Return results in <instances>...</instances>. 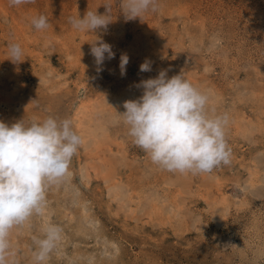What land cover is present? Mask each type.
<instances>
[{
	"label": "rangeland",
	"instance_id": "374dc122",
	"mask_svg": "<svg viewBox=\"0 0 264 264\" xmlns=\"http://www.w3.org/2000/svg\"><path fill=\"white\" fill-rule=\"evenodd\" d=\"M106 3L112 6V23L106 31L79 32L68 22L77 13L83 18L87 10L104 14ZM158 3L157 12L127 20L120 0H34L19 6L0 0V121L10 126L21 119L27 124L48 116L70 118L77 132L73 121L77 105L87 95H117L126 88H136L149 73L139 71L148 57L156 76L161 69L183 65L199 79L207 73L210 82L221 90L230 84L229 93L223 97L227 109L221 111L231 122L226 134L232 151L229 165L198 175L161 170L133 144L127 126L117 115L124 112L118 111L123 106L115 105L103 114L101 123L106 130L98 131V135L106 132L107 136L98 145L87 147L83 143L72 158L69 172H75L76 186L87 198L92 224L104 232L101 242L121 248L117 253L121 261L117 263L114 254L105 252L106 260L101 264H264V189L258 192L260 197L243 194V187L252 188L253 172L258 173L254 178L264 176V93L260 97L237 90L250 83L264 86V0ZM39 15L48 17V29L37 31L31 25V19ZM96 37L111 45L115 53V58L105 60L99 73L90 54ZM202 38L206 44L198 50ZM10 42L19 43L24 51L19 63L10 60ZM121 54L129 57L123 77ZM235 90L243 95L238 96ZM237 96L245 101L235 104ZM242 103L247 106L242 107ZM115 113L114 123L111 114ZM250 127L257 128L253 134ZM91 164L98 167L101 178L94 176L89 189L80 175L82 168ZM107 177L112 178V184L124 186L121 199L107 194ZM63 192L61 197L65 186ZM56 193L55 187L49 189L47 198ZM222 196L228 199L226 212L213 206ZM53 223L62 228L58 220ZM18 229L11 231V244H18L14 248L19 264H32V236L30 246ZM15 233L14 239L11 235ZM88 241L76 243L87 252L85 260L94 263L92 252L99 247L98 241Z\"/></svg>",
	"mask_w": 264,
	"mask_h": 264
},
{
	"label": "clouds",
	"instance_id": "9594fccd",
	"mask_svg": "<svg viewBox=\"0 0 264 264\" xmlns=\"http://www.w3.org/2000/svg\"><path fill=\"white\" fill-rule=\"evenodd\" d=\"M32 2L9 0L11 6ZM103 6L104 14L87 10L83 18L77 13L68 22L79 32L106 31L112 23V6ZM120 7L127 20H134L157 12L159 3L120 0ZM31 25L43 31L50 22L47 16L39 15L31 19ZM90 45L96 71L102 72L105 60L115 58L112 46L97 37ZM7 48L10 60L19 63L24 55L21 45L10 42ZM128 63L127 54H121L122 77ZM169 70L161 69L155 78L141 80L135 87L142 89V95L124 101L123 113L115 111L127 126L133 144L153 165L170 173L209 174L221 165H229L232 151L226 140L228 114L209 115L208 95L182 72L169 78ZM139 71L151 72L152 62L145 59ZM83 143L70 118L48 116L27 124L21 119L10 126L0 121V264H19L17 249L10 241L11 231L29 223L33 216L45 215L48 190L66 181L72 158ZM41 231L42 237L32 236V264H47L62 239L59 225L46 224Z\"/></svg>",
	"mask_w": 264,
	"mask_h": 264
},
{
	"label": "bare ground",
	"instance_id": "6f19581e",
	"mask_svg": "<svg viewBox=\"0 0 264 264\" xmlns=\"http://www.w3.org/2000/svg\"><path fill=\"white\" fill-rule=\"evenodd\" d=\"M91 35L93 36V34H91ZM164 37L166 38L167 36H164ZM158 40H160V39H158ZM204 40H205V38L201 39V46L200 47L197 46L198 50H201L202 47L204 46V44H206V42ZM170 41H172V40H170ZM158 50H159V48H158ZM149 58L150 57H148V59ZM183 67L184 66L181 65L178 68H170V70L168 71L169 78H171L174 75L180 74L182 72L184 77L187 80H189L195 87H197L199 90H201L202 92H204L208 95V97H209V103H208L209 115L222 114L221 111L226 112V111H224V109L225 108L227 109V105L226 104L224 105V98L223 97L227 93H229L228 91L230 89V87H229L230 84L227 83L226 85H223L224 90H221L215 84L210 82V77L207 73H205L204 76H202V78L200 77L201 79H199L196 77L197 73L196 74L195 73L189 74L190 72H188ZM49 70H50V72L52 71L51 67H49ZM156 74H157L156 71L152 70L148 74L146 73L144 80L149 79V78H155ZM250 75H251L250 73H246L247 77ZM66 84H67L66 81L63 82V85H66ZM251 84L252 83L247 84L245 86H242L240 89L237 88V90L238 91L241 90L240 93H243V94L246 92L251 93V95H253V96H260L261 93H264V86L257 87L258 86L257 84H254V86L253 85L251 86ZM60 85H61V83H60ZM60 85L58 87H61ZM238 91L235 90V92L238 96L243 95V94H240ZM141 95H142V89H138V88H126V89H124V92L122 91L120 94H117V95H114V94L113 95L112 94L103 95L102 94V96H99V97H92L91 95H87L86 98L83 99L77 105L74 116H73L74 124L78 130L77 133L82 135V137L84 139V144L87 145V147H90L92 144L98 145L100 143V141H102V138L107 136L106 132H103L102 135H100V134L98 135V131L101 129H103L104 131L106 130L101 122L103 119H105L103 114H105L108 111V108L110 106L111 107L115 106V105L122 106L124 101L138 99ZM238 96L236 98H234L235 104H237L238 101H242V102L245 101V99L243 97H238ZM242 104H243L242 107L247 106L244 103H242ZM118 108H119L118 109L119 112L125 111V109L123 107L122 108L118 107ZM235 108H236V106H235ZM111 115L113 116V118H111V119H114V123H115L117 115H116V113L111 114ZM230 115H232V114H230ZM229 122H230V120H229ZM108 125L109 126L107 127V130L111 129L110 124H108ZM256 129H257L256 127H252V128L250 127L249 131L253 134V132H255ZM228 131H229V125L226 128V134L228 133ZM107 132H109V131H107ZM228 135H230V134H228ZM252 141H254V140H252ZM262 165H264V163ZM249 168H251V167H249ZM91 169H93L95 171V173H92ZM261 171H264V167L261 169ZM99 172L100 171L98 170V167L95 165H92V164L87 166L86 168H82L80 178L84 182L83 185L86 188L90 189V186L92 185V183L94 181L93 177L95 176V178H97V179L101 178ZM69 173L70 174L67 177L66 181L63 184L55 187V190L57 189V192L59 194L56 193L58 195L50 196V198L52 197L55 201L53 202L52 199L47 198V201H51V202H48V204H47V209H46L45 215L43 217L33 216L31 218L30 222L27 223L24 228L19 227L18 231L21 232L20 235H22L24 241L26 240L25 242L31 246V241H30L29 235L31 234V236H33L34 233H36L35 234L36 236L42 237V231H41L42 227L46 224H54L53 220L56 219V220H58L59 224L62 225V230H63L62 231V239L58 243L57 248L50 254V258L47 261V264H101V262H104L106 260V259H104V253L105 252L106 253L110 252L111 255L114 254V256H116L115 261L118 263L119 261H121V258H122L121 254L117 255V253H121L120 246H114L113 242H112V245L114 246V248L113 247L111 248V247H108L107 245H105L104 242L103 243L101 242L105 238L104 232L102 231V229H99L97 227V225L92 224L93 220L91 218L93 216L91 214H89L91 210L89 208V205L87 204L88 203V201H86L87 198L84 196V194L80 190V188H78V186H76L77 176H76L75 172H69ZM257 174H258L257 172H253L251 174L252 175V179H251L252 188L243 187L244 188L243 194L245 196H246V194L248 195V193H249L251 195V197L252 196L260 197L258 192L262 188L264 189V176L259 177V179L254 178ZM111 182H112V178L107 177L106 182H105V184H107V186H106L107 187V190H106L107 194H109L110 197H113L115 199H118V200L121 199V196L124 194V193L121 194V190L123 189L124 186L120 183H113L112 184ZM246 182H248V181H246ZM94 183H97V182H94ZM64 186L66 188V193L63 195V197H61L60 194L62 195L64 193L63 192ZM147 186H146V188H147ZM103 187H105V186H103ZM74 189L76 191H74ZM73 191H74V195L72 194ZM78 192H79V194H78ZM136 193H137V191H136ZM138 197H140V196H138ZM237 197L239 198L240 196H237ZM145 198H146V196H145ZM153 199H155V198H153ZM216 199L217 198H215V200ZM147 200H149V199H147ZM52 202H53V204L51 205ZM150 202H151V200H150ZM154 203H156V202H154ZM123 205H125V204H123ZM213 206L216 207L218 210H222V211L226 212L228 210V207H229L228 199L226 197L222 196V198L219 201L216 200L215 202H213ZM78 213L80 214V216H78L79 215ZM226 216H228V215H226ZM164 217H166V216H164ZM150 220H151V218H150ZM40 221H41V223H40ZM178 235H180V234H178ZM11 236L14 239L17 237L16 233L12 234ZM91 239L92 240L95 239L96 241H98V246H99V247H97V249H94V252H92V255L95 256V262L94 263L88 262L85 260V256L87 255L86 254L87 252H84L80 246L82 243L90 242L88 240H91ZM20 241H22V240H20ZM77 241L81 244H77L76 243ZM17 243H18V241H17ZM14 246H18V244H13V247ZM96 258H97V260H96Z\"/></svg>",
	"mask_w": 264,
	"mask_h": 264
}]
</instances>
